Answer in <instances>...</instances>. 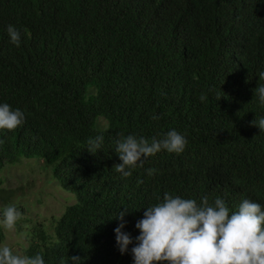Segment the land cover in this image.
Returning <instances> with one entry per match:
<instances>
[{"label": "trees", "instance_id": "obj_1", "mask_svg": "<svg viewBox=\"0 0 264 264\" xmlns=\"http://www.w3.org/2000/svg\"><path fill=\"white\" fill-rule=\"evenodd\" d=\"M262 72L264 0H0V104L25 116L0 129V171L39 158L75 197L25 255L134 264L135 225L165 193L197 205L219 197L230 214L244 199L264 210V130L252 123L264 118ZM170 130L186 138L183 152L162 149L130 177L115 170L117 140ZM124 208L133 243L121 254L114 217Z\"/></svg>", "mask_w": 264, "mask_h": 264}, {"label": "clouds", "instance_id": "obj_2", "mask_svg": "<svg viewBox=\"0 0 264 264\" xmlns=\"http://www.w3.org/2000/svg\"><path fill=\"white\" fill-rule=\"evenodd\" d=\"M7 32L11 42L19 46L20 32L12 25L7 27ZM257 92L264 103V86ZM24 119L21 110H13L7 103L0 104V129L14 130ZM252 123L264 130V118ZM103 139V135H98L90 138L88 144L97 150ZM186 144V138L176 130L168 131L163 139L153 138L151 143L143 137L128 135L116 142L115 151L122 163L114 168L124 177H130L131 169L143 166L145 158L162 149L179 154ZM155 172L156 169L147 170L149 176ZM145 209L143 218L135 225L140 234L131 248L134 264H264V210L257 202L244 199L238 210L230 214L225 201L219 197L212 205L207 197L197 205L193 199L165 193L162 202ZM128 211V208L119 210L114 217L121 221L114 229L121 254L133 243L131 236L121 231ZM20 219L22 213L15 205L6 206L0 227L14 230ZM70 259L73 264H80L79 257ZM0 264H44V260L40 254L29 257L4 245L0 247Z\"/></svg>", "mask_w": 264, "mask_h": 264}, {"label": "rangeland", "instance_id": "obj_3", "mask_svg": "<svg viewBox=\"0 0 264 264\" xmlns=\"http://www.w3.org/2000/svg\"><path fill=\"white\" fill-rule=\"evenodd\" d=\"M0 176L5 191L9 192L5 200L0 197V219H3L4 207L9 205L20 207L17 210L22 213L14 230L3 228L5 237L0 246L7 245L25 255V248L38 229L42 226L51 231L53 219L72 204L75 197L59 186L39 158H21L14 164H6Z\"/></svg>", "mask_w": 264, "mask_h": 264}]
</instances>
